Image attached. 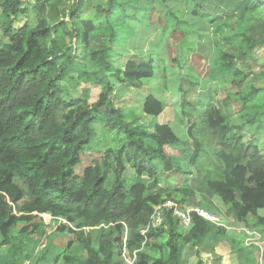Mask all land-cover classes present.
<instances>
[{"label":"trees","instance_id":"1","mask_svg":"<svg viewBox=\"0 0 264 264\" xmlns=\"http://www.w3.org/2000/svg\"><path fill=\"white\" fill-rule=\"evenodd\" d=\"M230 1L234 9L241 6L236 16L219 17L218 0L157 3L160 11L168 3L183 5L191 17L210 22L214 35L229 31L223 38L227 50L215 39L205 77L191 76L187 89L179 86L183 94L176 121L185 126L179 136L169 123L156 121L166 103L153 91L140 100L151 117V130L131 121L116 103L124 89H139L162 67L158 57L147 53L151 51L135 53L124 43L156 8L155 0H91L87 7L84 0H0V246L11 245L6 255L0 254V264L19 258L18 247L11 244L13 229L44 213L65 219L85 250L81 257L64 253L65 264H119L125 249L148 243L160 255L141 250L127 264H211L209 253L218 244L224 246L225 259L234 254L238 264H258L256 247L246 234L235 235L227 224H215L196 212L183 228L170 209H163L161 226L146 229L154 207L165 199L182 206L183 198L194 199L190 188L199 191V206L217 208L213 199L218 198L226 218L247 223L253 217L254 227L264 226V215L258 214L264 211V153L258 138L244 141L243 135L264 131V70L249 74L236 67L237 60L264 50V0ZM21 16L27 20L15 25ZM67 37L79 43L73 50ZM256 75L260 85L249 80ZM222 79V99H185L198 82L205 87L214 81L221 85ZM81 83L99 85L95 101L89 102L90 88ZM78 88L81 97L64 96L67 89ZM96 122L114 131L118 144L75 172L97 133ZM178 141L179 155L167 153L165 145ZM169 173L184 177L180 185L169 184ZM32 224L37 230V223ZM23 226L22 232L27 229ZM39 233L40 239L46 236ZM188 245L195 249L183 263ZM48 249L46 243L21 259L39 264Z\"/></svg>","mask_w":264,"mask_h":264},{"label":"rangeland","instance_id":"2","mask_svg":"<svg viewBox=\"0 0 264 264\" xmlns=\"http://www.w3.org/2000/svg\"><path fill=\"white\" fill-rule=\"evenodd\" d=\"M84 6L87 7L91 0H84ZM156 8L149 14L147 20L145 22H141L136 24L138 26L137 31H135V35H133L130 39H125L124 41L131 40L130 45L131 48L127 45V50H133L135 53L146 54L152 53L154 56L159 58V64L161 66L159 69L157 68L156 77L152 80H148L145 82L143 86L139 89L131 88L127 90H123L120 95L116 99V103L125 109L131 121L135 123H142L148 129L151 130L150 121L151 117L146 115L142 109V101L141 98L144 97L148 92L153 91L158 94L164 102L166 106L164 110L156 117V121L160 124L169 123L175 133L181 136L182 131L185 129V126L179 125L176 121V108L181 101L182 92L179 90V86L181 84L187 89L189 86L187 85V81L190 80L191 76L200 75L202 78L205 77V74L208 69L209 63L212 64L213 56L215 55L216 46L215 39H219L220 43L223 44L224 50H227L226 41H223L225 33H214L211 31V24L201 18L191 17L187 12L183 5L177 4L172 7H168L169 3L165 6H162V9L157 8V3L160 0H155ZM160 5V4H159ZM91 7V6H89ZM89 15V14H87ZM175 23L178 26H175ZM184 27V29H180L179 27ZM229 32V31H228ZM217 36V37H216ZM1 38V37H0ZM69 42V47L71 50L78 45V41L74 38L66 39ZM226 45V46H225ZM93 47H97V43L93 41ZM154 47L155 50H152ZM236 67L239 69H243L247 73H258L257 71L264 70V50L263 48L256 49V52L244 60H237ZM249 80H251L254 84L260 85V80L258 76H250ZM223 85V86H222ZM160 86L159 89H155L154 87ZM226 81L224 79L221 80V85L218 81L207 83L205 87H202L198 82L197 84L191 86L192 90L187 92L184 96L188 101L201 102L205 101L213 96L212 102H215L217 99H222L225 96L226 90ZM81 87H89V102L95 101L97 95L99 93V85L97 84H84L81 83ZM222 87V88H221ZM224 87V89H223ZM164 89V90H163ZM68 91L66 95H70L71 97L82 96L80 93V88L75 92ZM235 91V89H233ZM65 108H60L58 113V119L60 120L61 114L64 112ZM234 116V122H238L237 115ZM100 125V123H94V127L96 126V135L91 139L90 145L88 149L81 153L80 163L75 167V172L83 169L84 167L92 164L95 160L100 159L103 152L109 148L111 145L118 144L117 141L114 140V131L106 129ZM244 141L250 140L252 138H258V146L261 152L264 153V131L262 133H256L255 131L248 132L244 131ZM179 142L175 145H165V150L167 153L172 155H179L180 151L178 149ZM195 171H193L192 178L197 179L198 174L195 176ZM169 184L172 185H180L183 176L180 174H167ZM15 181L18 183L20 187H24L25 185L19 179L15 178ZM193 195L194 199H190L191 196L185 197L183 199L186 200L184 203V207H196L199 206L198 202L201 201V196L199 191L195 189H189L188 195ZM28 194H25L24 199H28ZM180 200V199H178ZM191 203H187L190 202ZM216 203H219V208H210L212 211H216L218 216L220 217V222L231 226L236 221L233 218H226L224 216L225 206H223L218 198L214 199ZM201 207V206H200ZM208 209V208H206ZM229 219L231 220L229 222ZM232 222V223H231ZM37 223V230H33V224ZM67 222L62 217H51L49 214H41L34 217L30 222L27 223L20 222L12 231V240L11 244L18 247V253L16 254L17 262L13 264H32V262L25 261L21 259V254L24 255L31 251L30 256L35 255L36 249H41L43 245L48 243L49 249L46 251L44 257L41 258L39 264H65L62 260V255L64 253H69L77 256H85V250L83 249L82 244L75 239V233L70 232L66 224ZM66 224L67 226H63ZM241 223H237L234 226H231L237 230H246L250 235H248V239H250L254 244L259 246L260 241L256 240V235L254 233H250L247 230V226ZM23 225L27 226L26 231L22 232ZM62 226V229L59 227ZM232 229H229V231ZM39 231H45L46 236L40 239ZM68 243L70 245L68 246ZM210 245L212 242L209 243ZM252 245V244H251ZM10 244L0 246V254L6 255L10 250ZM250 246V245H249ZM34 251H33V248ZM261 247L263 245L261 244ZM186 249V248H185ZM141 250L147 251L151 256H159L160 252L156 247H153L151 244H142V246L138 249L135 248L133 251L124 250L123 259H119V264H127L131 263L137 256L138 252ZM210 250V246L208 247V251ZM260 248H256V256L260 254ZM190 254L189 249H186L184 255ZM58 255V257H56ZM190 256V255H189ZM188 256V257H189ZM37 257V256H35ZM56 257L55 262L53 261ZM130 257V258H127ZM232 256H230L231 258ZM230 260V259H229ZM33 261V260H32ZM36 261V260H35Z\"/></svg>","mask_w":264,"mask_h":264},{"label":"crops","instance_id":"3","mask_svg":"<svg viewBox=\"0 0 264 264\" xmlns=\"http://www.w3.org/2000/svg\"><path fill=\"white\" fill-rule=\"evenodd\" d=\"M234 1H237V0H234ZM218 3H219V8H218V12H217V10H216V12L218 13V14H220V16L219 17H221L222 15L221 14H225V15H231V16H236L237 14H238V12H240L241 11V6H238L237 5V8H233L232 7V5H231V1L230 0H218ZM27 19L25 18V17H23V16H21V17H19V18H17V21L15 22V25H21V24H23L25 21H26ZM6 41V38H3V41ZM130 41L131 40H127V41H124V43L127 45L128 44V46L131 48V45H130ZM213 202L216 204V207L217 208H219V209H221L222 207H220L219 206V203H216L215 202V200L213 199ZM260 216H263L264 215V211L263 210H261V211H259V213H258ZM231 220L229 219V222H230ZM232 223V222H231ZM237 223H240V222H235L234 224H232L231 226H234L235 224H237ZM241 224H243V226L244 225H246L247 226V230L252 234V233H254L256 236V240H259L260 241V245L259 246H257L256 247V245H255V247L256 248H260L261 250H260V254L259 255H257V257H256V261L258 262V264H264V257L261 255V252L263 251L262 249L264 248V226H260V224H258L259 226H256V227H254V219H253V217H251L248 221H247V223H241ZM240 224V225H241ZM231 226H228L227 225V228H228V230L229 229H232V230H230V231H232L233 233H235V235H239L240 236V234H246L247 235V237H248V235H250L246 230H237V229H234V228H232ZM249 241H250V245L251 244H255V243H253L250 239H249ZM261 244L263 245V247H261ZM186 249H189V251H190V254H188V255H184V257H183V263H185L186 262V259H187V257L189 256V255H191V253L194 251V247H191V246H187L186 247ZM185 249V250H186ZM185 252V251H184ZM207 252H209L208 250H207ZM223 253H225V250H224V246L223 245H221V244H218L216 247H215V250L213 251V253H209L210 255H211V259H210V263L211 264H238V262L236 261V258H235V256H234V254H230L229 255V257H227V259H225L221 254H223ZM230 256H232L231 258H230ZM230 259V260H229Z\"/></svg>","mask_w":264,"mask_h":264},{"label":"built area","instance_id":"4","mask_svg":"<svg viewBox=\"0 0 264 264\" xmlns=\"http://www.w3.org/2000/svg\"><path fill=\"white\" fill-rule=\"evenodd\" d=\"M163 209H170L172 211V215L178 219L179 224L183 228H188L190 226L192 212H196L200 217L205 220L211 221L215 224H222V222H220V217L216 213L206 208L200 206L184 207L182 205H179V203H177L175 200L165 199L162 204L154 207L150 222L147 225L146 229H153L161 226L164 219L162 214ZM142 232L144 231L142 230Z\"/></svg>","mask_w":264,"mask_h":264},{"label":"clouds","instance_id":"5","mask_svg":"<svg viewBox=\"0 0 264 264\" xmlns=\"http://www.w3.org/2000/svg\"><path fill=\"white\" fill-rule=\"evenodd\" d=\"M210 211H212V210H210ZM212 212H214V213H216L218 215V213L216 211H212Z\"/></svg>","mask_w":264,"mask_h":264}]
</instances>
